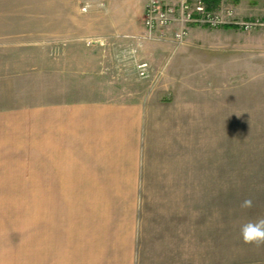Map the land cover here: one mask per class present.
I'll return each instance as SVG.
<instances>
[{
    "label": "rangeland",
    "instance_id": "1",
    "mask_svg": "<svg viewBox=\"0 0 264 264\" xmlns=\"http://www.w3.org/2000/svg\"><path fill=\"white\" fill-rule=\"evenodd\" d=\"M204 1L262 24L194 25L176 42L147 36L149 0H0V110L146 100L142 167L180 170V215H263L264 0ZM78 36L102 64L80 61L84 47L67 42ZM141 61L149 77L137 73ZM246 198L253 207H240Z\"/></svg>",
    "mask_w": 264,
    "mask_h": 264
},
{
    "label": "crops",
    "instance_id": "2",
    "mask_svg": "<svg viewBox=\"0 0 264 264\" xmlns=\"http://www.w3.org/2000/svg\"><path fill=\"white\" fill-rule=\"evenodd\" d=\"M82 47L80 61L102 64L95 47ZM148 104L0 110V264H264V245L239 232L264 213L180 215V170L142 167Z\"/></svg>",
    "mask_w": 264,
    "mask_h": 264
},
{
    "label": "built area",
    "instance_id": "3",
    "mask_svg": "<svg viewBox=\"0 0 264 264\" xmlns=\"http://www.w3.org/2000/svg\"><path fill=\"white\" fill-rule=\"evenodd\" d=\"M229 14L228 10L227 15L215 13L208 8L204 0H177L174 3L164 0H149L143 24L145 32L150 38L167 39L171 37L176 42L185 40L189 29L194 25L218 27L232 24L250 29L262 24L259 20L233 21L232 18H227ZM136 69L141 77L150 76V64L147 61L138 62Z\"/></svg>",
    "mask_w": 264,
    "mask_h": 264
},
{
    "label": "clouds",
    "instance_id": "4",
    "mask_svg": "<svg viewBox=\"0 0 264 264\" xmlns=\"http://www.w3.org/2000/svg\"><path fill=\"white\" fill-rule=\"evenodd\" d=\"M240 207L245 209L253 207L252 199L246 198L241 202ZM239 232L244 244L256 247L264 245V218L242 223Z\"/></svg>",
    "mask_w": 264,
    "mask_h": 264
},
{
    "label": "trees",
    "instance_id": "5",
    "mask_svg": "<svg viewBox=\"0 0 264 264\" xmlns=\"http://www.w3.org/2000/svg\"><path fill=\"white\" fill-rule=\"evenodd\" d=\"M218 2H220V0H213V1H210V4L211 5H215L217 4ZM213 7V6H211ZM224 28H236V26L232 25V24H226L223 26Z\"/></svg>",
    "mask_w": 264,
    "mask_h": 264
}]
</instances>
